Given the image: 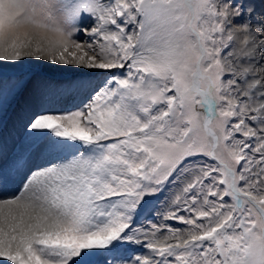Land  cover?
Masks as SVG:
<instances>
[{
    "label": "snow or ice",
    "instance_id": "1",
    "mask_svg": "<svg viewBox=\"0 0 264 264\" xmlns=\"http://www.w3.org/2000/svg\"><path fill=\"white\" fill-rule=\"evenodd\" d=\"M16 185L0 264H264V0H0Z\"/></svg>",
    "mask_w": 264,
    "mask_h": 264
},
{
    "label": "rangeland",
    "instance_id": "2",
    "mask_svg": "<svg viewBox=\"0 0 264 264\" xmlns=\"http://www.w3.org/2000/svg\"><path fill=\"white\" fill-rule=\"evenodd\" d=\"M87 39V37L83 34V32L80 33V40H85ZM71 66H61L59 67L58 65H50V64H46V66L43 65V67L41 68V71H43L45 74H47L48 76L54 78V79H65L68 77H73L76 76L80 73V71H75V72H70V73H62V72H66V70L68 68H70ZM75 69V68H73ZM56 70V71H54ZM77 70V69H76ZM59 71V72H57ZM68 71V70H67ZM85 71V70H82ZM61 72V73H60ZM161 199H163V197H161ZM159 207V205H158ZM153 216H155V214H153ZM159 221H157L158 223ZM167 224L173 225L174 227H184L180 222L176 221V220H169L166 222ZM135 247V246H132Z\"/></svg>",
    "mask_w": 264,
    "mask_h": 264
},
{
    "label": "bare ground",
    "instance_id": "3",
    "mask_svg": "<svg viewBox=\"0 0 264 264\" xmlns=\"http://www.w3.org/2000/svg\"><path fill=\"white\" fill-rule=\"evenodd\" d=\"M44 66H46V62H41ZM59 67H61L60 65H58ZM68 70V71H67ZM66 70V72H62L63 74L64 73H70V72H75V71H82V70H76V69H73L72 67H70V68H68ZM54 71H56V70H54ZM86 71V70H85ZM57 72H59V71H57ZM61 73V72H60ZM19 190V185H16V186H13V187H11V188H7V189H5V190H2V191H0V197H2V196H4V195H11L12 193H14V192H17Z\"/></svg>",
    "mask_w": 264,
    "mask_h": 264
}]
</instances>
